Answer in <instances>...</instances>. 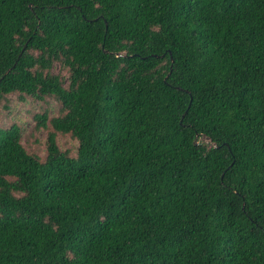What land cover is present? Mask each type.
<instances>
[{"label":"trees","instance_id":"obj_1","mask_svg":"<svg viewBox=\"0 0 264 264\" xmlns=\"http://www.w3.org/2000/svg\"><path fill=\"white\" fill-rule=\"evenodd\" d=\"M11 95L0 264H264V0H0Z\"/></svg>","mask_w":264,"mask_h":264},{"label":"rangeland","instance_id":"obj_2","mask_svg":"<svg viewBox=\"0 0 264 264\" xmlns=\"http://www.w3.org/2000/svg\"><path fill=\"white\" fill-rule=\"evenodd\" d=\"M59 68L55 67V70ZM3 105H0V125L9 126L11 123L18 124L22 130V141L25 147L39 155H44L46 148V129L44 127H36L37 120L35 115L47 108L48 116L58 113V105L51 99L44 102L35 101L30 98L20 100L16 96L11 95ZM209 142L208 139H203ZM57 142L59 148L68 151L73 155L77 145V141L65 134H58Z\"/></svg>","mask_w":264,"mask_h":264},{"label":"water","instance_id":"obj_3","mask_svg":"<svg viewBox=\"0 0 264 264\" xmlns=\"http://www.w3.org/2000/svg\"><path fill=\"white\" fill-rule=\"evenodd\" d=\"M117 55H121V53H117ZM197 143V142H196Z\"/></svg>","mask_w":264,"mask_h":264}]
</instances>
